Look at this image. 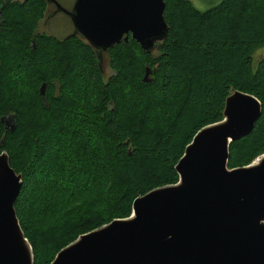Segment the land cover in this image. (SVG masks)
<instances>
[{
    "label": "trees",
    "instance_id": "16d2710c",
    "mask_svg": "<svg viewBox=\"0 0 264 264\" xmlns=\"http://www.w3.org/2000/svg\"><path fill=\"white\" fill-rule=\"evenodd\" d=\"M165 2L168 37L151 53L131 36L116 44L106 78L105 55L83 36L35 31L47 0H0V149L23 176L15 208L35 264L130 217L137 197L178 183L186 146L224 119L234 90L256 96L263 112L231 143L229 167L264 154V58H253L264 46V0H222L205 11Z\"/></svg>",
    "mask_w": 264,
    "mask_h": 264
},
{
    "label": "water",
    "instance_id": "95a60500",
    "mask_svg": "<svg viewBox=\"0 0 264 264\" xmlns=\"http://www.w3.org/2000/svg\"><path fill=\"white\" fill-rule=\"evenodd\" d=\"M47 1L70 16L73 34L100 60L130 36L151 53L169 35L165 0H76L71 10ZM151 73L147 67L143 82ZM262 112L256 96L232 91L223 122L201 128L186 146L175 166L179 184L137 197L130 217L80 235L50 264H264V155L255 166H228L231 143L251 134ZM2 121L15 130L12 118ZM22 177L0 149V264H35L15 208Z\"/></svg>",
    "mask_w": 264,
    "mask_h": 264
},
{
    "label": "rangeland",
    "instance_id": "374dc122",
    "mask_svg": "<svg viewBox=\"0 0 264 264\" xmlns=\"http://www.w3.org/2000/svg\"><path fill=\"white\" fill-rule=\"evenodd\" d=\"M57 1L68 10H71L76 2V0H57ZM191 1L198 9L205 11L209 9L210 7H213L219 4L222 0H191ZM55 11H56L55 5L52 2L48 3L46 14L44 18L39 21L38 26L35 31L38 33H46L48 35H55L58 38H65L73 34L75 32V27H74V24L70 16H68L64 12H55ZM50 14H53V15L50 16ZM104 55H105V60L103 62V68H104L105 76L107 78L113 73V71L109 65L108 56L106 55V53H104ZM253 58H254V65H256V63L259 60L264 58V46L259 48L254 53ZM31 192H34L32 187H30V190H29V193Z\"/></svg>",
    "mask_w": 264,
    "mask_h": 264
},
{
    "label": "bare ground",
    "instance_id": "6f19581e",
    "mask_svg": "<svg viewBox=\"0 0 264 264\" xmlns=\"http://www.w3.org/2000/svg\"><path fill=\"white\" fill-rule=\"evenodd\" d=\"M220 122H223V120L220 121ZM217 123H218V122H217ZM214 124H215V123H214ZM263 155H264V154H263ZM263 155L259 156L255 161L252 162V163L254 164L253 166L259 164V162L263 159ZM249 165H251V164H249ZM179 183H180V182H178L177 184H179Z\"/></svg>",
    "mask_w": 264,
    "mask_h": 264
}]
</instances>
